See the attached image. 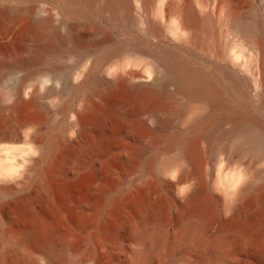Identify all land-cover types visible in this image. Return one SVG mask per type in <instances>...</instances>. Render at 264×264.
Instances as JSON below:
<instances>
[{"label":"bare ground","instance_id":"1","mask_svg":"<svg viewBox=\"0 0 264 264\" xmlns=\"http://www.w3.org/2000/svg\"><path fill=\"white\" fill-rule=\"evenodd\" d=\"M0 143L70 264H264V0H0ZM52 224L0 264H56Z\"/></svg>","mask_w":264,"mask_h":264},{"label":"rangeland","instance_id":"2","mask_svg":"<svg viewBox=\"0 0 264 264\" xmlns=\"http://www.w3.org/2000/svg\"><path fill=\"white\" fill-rule=\"evenodd\" d=\"M25 144L26 143H0V149L5 148L4 146H6V147H10L11 149L13 148L12 152L19 153V151H21V149L23 148L22 146ZM14 146H15V149H17V150L14 149ZM20 147H21V149H19ZM10 148H8V149L11 152ZM9 154H12V153H9ZM10 156H12V155H10ZM51 204H52L51 202H49V201L47 202V200H44L41 198H37L34 200H28L25 198V196H23L21 193H18V192H15L9 196H1L0 197V223H1V227L3 229H8V228L22 229L25 227L26 228L30 227L32 225H38L43 220L49 219L52 222H54V224H52V225L54 228L53 231L55 230L54 233H56V236L53 234V240L54 241L53 240L52 241L54 242L53 244H54L56 250H58V252L60 254V256H59L60 259L58 258V260L56 261V264H67L68 262L70 264L71 263L70 261H72V262L78 261L81 258V253H79V251L77 252L76 248L73 249L72 246L69 247L70 244H69V246H68V244L66 245V242L63 239L66 236H67L66 238H68L70 236L69 238H71V240L74 239V237H76V235H74V234H76V232H74L75 229L73 228L74 229L73 230L70 227V224L67 223L65 220H63L58 215L57 211L55 210L54 205L53 204L51 205ZM54 225H55V227H54ZM69 232H73V233H69ZM68 233L70 235H68ZM59 234L61 235V237H63V236L64 237L61 238ZM72 234L74 236L73 238L71 237ZM130 236H131V226L125 225L121 231L120 237L114 239L115 242H116V239H118L117 242L114 243L116 245L115 247H116L117 251L124 249L123 246H125V244L127 242H131L132 236L131 237ZM149 238H150V236L147 237V239H149ZM63 241H64V243H63ZM31 246H32V248H31ZM30 249H31L32 255L35 258H37L39 263H44L46 261L45 256L43 257V254H44L43 251L38 247L37 244H31Z\"/></svg>","mask_w":264,"mask_h":264}]
</instances>
